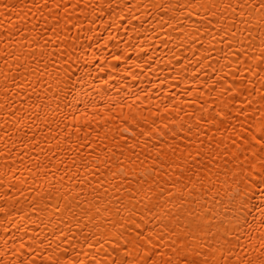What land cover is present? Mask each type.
Masks as SVG:
<instances>
[{
	"label": "bare ground",
	"instance_id": "1",
	"mask_svg": "<svg viewBox=\"0 0 264 264\" xmlns=\"http://www.w3.org/2000/svg\"><path fill=\"white\" fill-rule=\"evenodd\" d=\"M259 3L0 0V264H264Z\"/></svg>",
	"mask_w": 264,
	"mask_h": 264
},
{
	"label": "snow or ice",
	"instance_id": "2",
	"mask_svg": "<svg viewBox=\"0 0 264 264\" xmlns=\"http://www.w3.org/2000/svg\"><path fill=\"white\" fill-rule=\"evenodd\" d=\"M4 7H7V5H4ZM254 7L258 8L262 13H264V0H260V3L258 5H255ZM261 58V62H264V52L261 53ZM132 119H135V117L133 116ZM252 140H255V143L259 145L262 149H264V143H261V141L264 140V130H262V135L260 139H256L255 136H253ZM252 140L249 141L250 146H252ZM244 206L245 205L241 203L239 205V208H243ZM261 223L264 224V220H261ZM128 243H131V241H128ZM262 250H264V248H262ZM221 259H224V257L222 256ZM205 264H207V262H205ZM249 264H251V262H249Z\"/></svg>",
	"mask_w": 264,
	"mask_h": 264
}]
</instances>
